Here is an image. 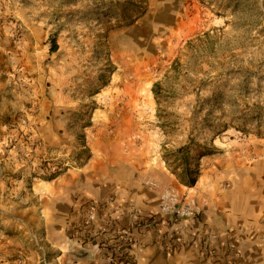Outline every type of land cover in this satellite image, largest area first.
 <instances>
[{"label":"rangeland","instance_id":"1","mask_svg":"<svg viewBox=\"0 0 264 264\" xmlns=\"http://www.w3.org/2000/svg\"><path fill=\"white\" fill-rule=\"evenodd\" d=\"M112 94L182 184L204 155L260 142L264 0H0V201L22 173L30 185L83 163ZM55 124L73 137L47 146Z\"/></svg>","mask_w":264,"mask_h":264},{"label":"crops","instance_id":"2","mask_svg":"<svg viewBox=\"0 0 264 264\" xmlns=\"http://www.w3.org/2000/svg\"><path fill=\"white\" fill-rule=\"evenodd\" d=\"M119 97L110 95L95 113L86 130L83 163L30 185L22 173L15 195L0 201V254H21L25 264H44L42 257L52 264H104L102 252L81 246L77 234L88 203L97 201L92 228L108 216L125 229L138 219H159L157 231L135 232L128 264H264V139L204 155L194 183L182 184L164 170L149 138L140 143L135 135L139 110L128 106L126 114ZM51 126L43 137L47 146L72 139L70 129L57 136L62 126ZM146 180L159 188L145 186ZM167 186L198 213L184 221L160 215L158 200ZM168 245L171 253L164 251Z\"/></svg>","mask_w":264,"mask_h":264},{"label":"built area","instance_id":"3","mask_svg":"<svg viewBox=\"0 0 264 264\" xmlns=\"http://www.w3.org/2000/svg\"><path fill=\"white\" fill-rule=\"evenodd\" d=\"M144 185L152 189L159 188V185L151 180H146ZM158 201L159 214L170 216L175 220L184 221L198 213L195 205L187 201L172 186H167L162 190ZM99 207L100 204L97 201L88 203L85 221H83L77 232L83 239L80 245H93L96 247L103 254L104 264H128L131 259L129 252L136 234L147 235L149 232L157 231L159 219L152 216L138 219L135 220L131 229H125L117 226L113 218L108 216L96 229L92 226ZM172 248L170 245L165 246L164 251L171 253ZM40 261L44 264H52L46 257H42ZM0 264H25V258L21 254L11 258L8 255L0 254Z\"/></svg>","mask_w":264,"mask_h":264},{"label":"trees","instance_id":"4","mask_svg":"<svg viewBox=\"0 0 264 264\" xmlns=\"http://www.w3.org/2000/svg\"><path fill=\"white\" fill-rule=\"evenodd\" d=\"M57 44H56V42L55 41H53V44H52V47H51V49H50V51L53 53V52H55L56 50H57ZM158 88V85H155L154 86V94L155 95H157V89ZM181 149H179V151H180ZM196 174L197 173H195V172H191L190 170H189V168H187V167H185L184 168V175L182 176V181H183V179H185L186 180V182L188 183V184H193L194 183V181H195V176H196Z\"/></svg>","mask_w":264,"mask_h":264}]
</instances>
